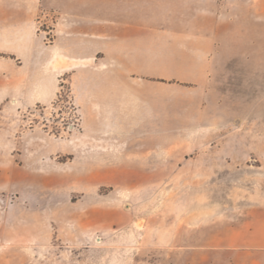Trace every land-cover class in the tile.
I'll list each match as a JSON object with an SVG mask.
<instances>
[{"label": "rangeland", "instance_id": "rangeland-1", "mask_svg": "<svg viewBox=\"0 0 264 264\" xmlns=\"http://www.w3.org/2000/svg\"><path fill=\"white\" fill-rule=\"evenodd\" d=\"M38 1L18 14L41 32ZM175 2L179 35L151 52L175 77L149 78L192 84L209 48L211 81L191 112L143 120L156 131L90 135L69 72L17 106L29 78L0 52V264H264V0Z\"/></svg>", "mask_w": 264, "mask_h": 264}, {"label": "crops", "instance_id": "crops-1", "mask_svg": "<svg viewBox=\"0 0 264 264\" xmlns=\"http://www.w3.org/2000/svg\"><path fill=\"white\" fill-rule=\"evenodd\" d=\"M18 1H0V52L18 58L21 64L17 67H23L29 78L8 96H15L17 106L24 107V97L33 103L52 102L61 91L62 77L69 72L72 100L85 114L90 135H106L95 132L105 129L114 131L109 136H116L117 131L155 130L143 120L173 118L189 110L184 105L197 106L207 94L209 48L200 50L202 67L190 68L192 77L186 79L192 84L149 78L175 77L174 66L162 65L151 52L161 46L163 36L172 37L173 42L179 35L173 22L180 13L175 1L181 0H47L44 18L48 25L41 32L20 22ZM192 35L208 42L211 38L195 31ZM38 61L40 72L27 70L38 67ZM89 121L96 124L89 125ZM108 148L116 150V144Z\"/></svg>", "mask_w": 264, "mask_h": 264}]
</instances>
